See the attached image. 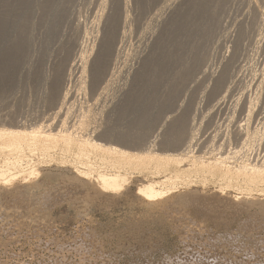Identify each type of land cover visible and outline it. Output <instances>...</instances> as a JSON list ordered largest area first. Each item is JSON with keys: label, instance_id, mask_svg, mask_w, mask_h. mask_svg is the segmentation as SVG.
<instances>
[{"label": "rangeland", "instance_id": "obj_1", "mask_svg": "<svg viewBox=\"0 0 264 264\" xmlns=\"http://www.w3.org/2000/svg\"><path fill=\"white\" fill-rule=\"evenodd\" d=\"M32 1L34 4L35 0ZM58 1L52 0L50 4L51 15L54 19H59L60 29L55 39L61 37L71 40L73 52L76 43L85 46L88 51L95 44L91 59L96 56L99 45V38H97V21L101 17L99 15L110 12L112 7L121 1L128 2L125 3L126 9H129L126 15L130 17L128 19L127 16L130 23L126 24L128 22L126 20V26L123 25L122 31L129 38L124 36L125 42L120 43L122 48L126 47L121 48V65L115 80L117 84L115 83L116 86L114 85L106 92V96L103 94L99 97L101 99L96 105L98 108H105L106 115L103 120L112 123L114 127H119L120 130L126 129L128 120L135 114L125 112L127 116L123 114L120 119L119 114L115 113V109H119L124 102L125 92L130 88L135 89L145 93L142 97L147 99L144 101L148 103L150 99V96L146 94L147 89L140 88V85L137 86L136 83L133 85L134 77L139 74L137 70L140 60L137 57L151 50L156 36L165 25L164 22H171L177 15V9L181 10L189 0L155 2L148 0L149 5L146 0L143 6L138 0H106L107 4L105 0ZM164 3L171 4L170 9H163ZM248 6L249 8H245ZM222 7L218 10L221 13L217 12L216 15L219 23L218 32L207 47V49L211 47L208 57L211 69H216L221 57L228 52L232 36L236 35L237 31L243 27L248 36L247 40L244 39L246 43H243L245 52L239 69L242 70H238L237 82L232 92L233 98L229 99L226 107L219 114L211 112V115V103L208 105L206 102H199L196 112L189 114L190 120L193 115L196 116L195 125L199 127H195V131L200 132L198 137L201 141L194 146V152L198 155L206 156L207 154V157L215 153H221L224 156L232 155L236 149L238 151L242 148V140L236 142L232 138V132L235 125L245 122L247 111L241 114L238 108H233L237 109L233 111L232 107L243 91L249 93L251 98L256 96L255 89L250 90V88L254 77L261 72L260 63L264 51V43H261L259 36H256L260 29V33L264 35V29H262L264 28V20H262L264 19V0H254V2L253 0H227ZM157 17L161 19L157 21ZM146 22H149L151 27ZM41 27L44 28L41 24L37 26L34 38L39 37L38 39L41 40L44 35L46 36V27L44 29ZM214 41L218 44L216 45ZM0 87L4 89L0 91V117L4 118L1 122L3 125L12 126L13 114L17 115L16 123L18 124L30 120V123H26L27 125L38 122V126L51 117L49 113H52V110H46L42 102L38 100L40 95L34 90L31 91L29 85L25 84L20 63L17 62L7 75L0 79ZM74 92L77 103L80 99L84 100L78 86ZM259 93L257 92V95ZM262 94H259L261 97L255 105L252 128L264 125V94ZM185 98L183 95L180 103L185 101ZM94 101L95 99L91 103ZM182 108L180 107L178 112L172 115L180 114ZM232 113L234 117L231 116ZM22 119H25V122ZM115 122L117 124H114ZM218 125L220 135L215 137L213 130ZM191 128L194 127L191 125ZM157 133L158 131L154 129L150 133L151 136L136 143L135 146L120 144L115 136L102 137L100 142L127 146L129 149L140 151H148L153 147L154 151L162 154L185 152V146L173 149L161 144V137ZM258 142H255L254 149L251 148L250 153L248 152L250 161L253 163L264 161V140ZM242 156L239 155L238 160H242ZM184 164L181 166L184 167ZM45 166L41 167L38 177L30 178L24 183L17 182L7 187H0V264H264V190L261 188L251 193L241 189H224L219 179L203 182L196 176L193 177L194 182L191 185L178 183L176 189L162 198L167 205L159 207L154 201L142 199L138 188L144 181L162 180L164 176L162 173L138 171L132 174L121 191L104 192L95 186H79L80 189L68 180L73 172L71 173V170L66 167H57L55 164ZM20 185L23 187L22 190H19ZM161 186L163 188V185Z\"/></svg>", "mask_w": 264, "mask_h": 264}, {"label": "bare ground", "instance_id": "obj_2", "mask_svg": "<svg viewBox=\"0 0 264 264\" xmlns=\"http://www.w3.org/2000/svg\"><path fill=\"white\" fill-rule=\"evenodd\" d=\"M51 1L35 0L33 4L32 0H0V79H3L17 62L20 63L25 84L29 85L31 91L34 90L40 95L38 100L42 102L46 110H52V113H49L51 117H48L49 119L42 122L40 126L36 122L39 121L37 119L34 121L36 123L31 122L28 125L26 123H30V120L25 122V119H22L25 123L18 124L16 123L17 115L13 114L10 127L3 125L1 122L4 118L0 117V187H7L17 182L24 183L30 178L38 177L41 167L55 164L57 167H66L71 170V173L73 172L68 180L75 183L77 187L95 186L104 192L121 191L132 174L138 171L162 173L164 174L162 180H147L138 188L142 199L154 201L159 207L167 205L162 198L171 190L176 189L178 183L191 185L194 182L193 177L196 176L199 181L203 182L219 179L224 189H241L249 193L259 188L264 190V161L260 163L256 159L253 163L248 156L254 143L264 140V125L252 128L255 105L261 97L259 94H264V51L260 63L261 72H258L256 78L254 77L250 88V90L255 89L256 96L252 99L249 93L243 91L232 107L233 111L237 110L233 108H238L241 114L247 111L245 122L235 125L232 132V138L236 142L242 140V148L238 151L236 149L232 155L225 156L215 153L207 157V154L206 156L198 155L194 152V146L201 141L198 137L200 132L195 131V127H199L195 125L196 116L193 115L190 120L189 114L199 107V102H206L208 105L211 103L210 114L211 112L219 114L223 111L232 97L238 72L242 70L239 69L245 52L243 43L248 36L243 27L232 36L228 52L222 53L224 55L219 60L216 69H211L208 64L211 47L208 49L207 47L218 32L219 26L216 15L227 0H189L181 10L177 9L176 16L173 13L175 17L171 22H164L165 25L156 36L151 50L137 57L140 60L137 70L139 74L134 77L133 85L136 83L137 86L140 85V88L148 90L146 94L150 96L149 102L144 101L147 97L143 99L142 96L145 94L143 92L131 88L126 91L124 102L119 109H115V113L119 114L120 119L125 112L135 114V117L128 118V127L121 130L107 120H103L106 115L105 108H98L96 105L101 99L99 97L103 94L106 96V92L117 84L115 80L122 57L120 43L125 42L127 37L122 31L128 16L126 12L129 9H126L127 4H125L127 1L124 0L126 1L124 3L119 1L120 3L112 7L110 12L99 15L101 17L97 21L98 28L96 27L99 45L93 59H91V54L96 47L95 44L88 51L85 46L75 42L73 52V46L70 45L71 40L61 37L55 39L60 26L59 19H54L50 13ZM138 2H141L143 6L146 0H138ZM255 5L254 8L257 9ZM163 6V9H170L171 4ZM259 18L262 19L261 16ZM158 19L161 18L157 17L156 20ZM128 23L130 22L126 24ZM40 24L46 27V36L44 35L41 40L38 36L34 38V32ZM260 30L256 36H259L260 42L264 43V35L260 33ZM124 36L126 37L123 38ZM124 83L127 84V82ZM76 86L79 87L84 99L83 101L80 99L79 103L74 97ZM3 90L0 87V91ZM257 92L260 93L257 95ZM183 95L186 97L185 101L180 103ZM93 99L95 101L91 103ZM180 107H183L182 112L172 115L178 112ZM231 116L234 117V114ZM209 122L211 123V120ZM191 125L194 128H191ZM154 129L161 137V144L173 149L185 146V152L162 154L154 151L153 147L148 151H140L129 149L127 146L121 147L100 142L102 137L115 136L120 144L135 146L136 143L151 136L150 133ZM213 131L216 134L214 136L218 137L220 135L219 125ZM214 136L213 139L216 140ZM239 155H243L240 161L237 158ZM183 163H185L184 167L181 166ZM19 188V190L23 189L21 185Z\"/></svg>", "mask_w": 264, "mask_h": 264}]
</instances>
